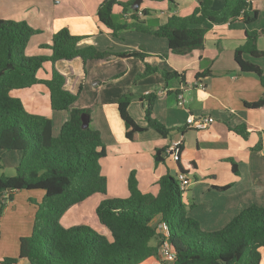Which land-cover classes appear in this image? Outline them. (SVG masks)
<instances>
[{
	"label": "crops",
	"instance_id": "1",
	"mask_svg": "<svg viewBox=\"0 0 264 264\" xmlns=\"http://www.w3.org/2000/svg\"><path fill=\"white\" fill-rule=\"evenodd\" d=\"M102 1L0 0V19L23 20L37 31L28 40L27 55H49L50 48L42 45L50 44L52 34L63 27L80 36L79 47L92 45L108 52L101 62L83 64L75 58L56 64L67 75V88L76 90L82 83L71 107L86 109L89 127L100 134L106 152L100 161L101 173L107 180L105 194L95 193L72 205L60 217V224L64 227L85 224L89 219L88 207L92 208L91 212L104 198L127 197L131 172L141 192L156 195L158 179L165 174L176 177L177 167L171 154L155 164L154 151L169 147L180 135L185 147L183 161L195 165L188 176L183 201L187 205L193 202L188 215L198 221L202 230L222 228L251 204L264 207V107L244 105V102L259 100L264 87L255 74L241 72L234 60V51L244 43L246 30L258 32L255 43L259 50H264V0H246L248 8L257 11V18L249 23H245L243 16L226 23H205L203 47L187 54L171 52L165 37L146 31L131 28L113 35L97 17ZM196 5V0H141L136 10L132 4L126 10L114 5L112 14L115 21L132 22L134 13L144 26L154 29L172 14L191 13ZM223 5L224 0H212L213 9L218 10ZM129 51L148 54L146 61L156 71L138 76L145 69V61L115 54ZM242 57L258 65L264 73V56L255 58L245 53ZM50 67V63L45 62L37 71V77L48 78ZM205 69L210 70L209 75L195 78L197 72ZM164 70H175L183 77L166 80L161 74ZM151 92L157 96L152 116L172 131L163 137L148 127L129 140L117 109L118 98L126 93L134 94L128 112L139 125L146 126L144 102L138 96ZM178 93L183 95V103H178ZM11 94L21 99L28 112L49 116L54 134L69 116L68 110H51L49 91L43 83L12 90ZM53 113H62L59 123H55ZM202 114L214 119L207 128L186 127L189 115ZM240 125L248 130L245 136L235 131ZM5 152L12 153L16 165L20 153L0 151V158ZM43 193L42 190H20L5 194L9 198L4 200L0 214V260L18 256L19 239L31 234L37 209L34 202H39ZM93 223L96 230L110 237V232L98 220ZM151 244H159V241L152 239ZM158 251L138 264H172L163 260ZM261 254L260 264H264V249ZM16 264L29 263L21 258Z\"/></svg>",
	"mask_w": 264,
	"mask_h": 264
},
{
	"label": "trees",
	"instance_id": "2",
	"mask_svg": "<svg viewBox=\"0 0 264 264\" xmlns=\"http://www.w3.org/2000/svg\"><path fill=\"white\" fill-rule=\"evenodd\" d=\"M132 2L103 0L98 6L97 17L113 35L131 28L146 31L165 37L170 51L179 54L203 47L205 23H226L239 16L249 23L257 18V11L250 10L246 0H224L218 10L213 9L212 0H196L197 5L191 13L172 14L154 29L144 26L134 13L132 22L115 21L113 6L120 5L126 10ZM36 32L26 21L0 19V151L20 153L15 175L0 174V214L4 200L9 198L5 194L20 190L44 192L42 199L34 202L37 209L32 232L20 237L18 256L4 257L0 262L16 264L24 258L29 264H138L156 254L160 242L166 237L174 254L172 264H260L261 249H264V207L251 204L222 228L202 230L198 221L188 215L193 202L185 204L179 179L171 174L158 179L159 191L153 195L139 190L134 172H131L127 180V197L104 198L96 205L95 216L110 232V237L86 224L69 227L60 224V217L69 207L95 193L105 194L107 180L101 173L100 161L106 152L100 134L89 125L82 127L81 116L88 115L86 109L71 107L80 94L82 83L76 90L67 88V75L56 64L75 58L83 64L101 62L108 52L92 45L79 47L80 36L63 27L52 34L50 44L42 45L50 48L49 55H27L26 45ZM257 35V31H245L246 39L235 49L234 60L241 72L255 74L264 87L262 69L242 57L245 53L255 58L264 56V50L256 46ZM115 54L135 56L145 61V69L138 76L156 71L146 61L149 55L145 52ZM45 62L51 65L50 76L41 79L37 77V71ZM161 74L166 80L183 77L175 70H164ZM209 74L210 70L205 69L197 72L195 78ZM37 83L48 88L52 111H69L57 134L53 132L49 116L28 112L21 99L11 94L12 90ZM133 96L126 93L117 101L126 138L133 140L137 133L148 127L166 137L172 130L152 116L156 93L138 96L144 102L146 126L139 125L128 112ZM244 105L264 107V94L259 100L244 102ZM235 131L243 136L248 132L244 125ZM167 148L155 149V164L170 154ZM184 151L181 142L175 164L177 175L188 179L195 165L183 161ZM233 171H236L234 165ZM159 223L164 224L165 233L159 231ZM152 239H157L159 244H151Z\"/></svg>",
	"mask_w": 264,
	"mask_h": 264
},
{
	"label": "built area",
	"instance_id": "3",
	"mask_svg": "<svg viewBox=\"0 0 264 264\" xmlns=\"http://www.w3.org/2000/svg\"><path fill=\"white\" fill-rule=\"evenodd\" d=\"M177 100L178 103H183V95L182 94H177ZM214 121L213 117L209 116V115H199V116H193V115H189L186 118V122L185 125L186 127H190L193 129H205L207 128L212 122ZM182 142V136L180 135V137L174 141L171 142L170 146L167 148V151L171 154V156L174 158H176L177 153H178V148L179 145ZM177 178L181 181V183H179V187L180 189L183 191L185 190V186L188 183V179L184 178L182 175H177ZM182 193V194H183ZM5 197H7V195H5ZM158 229L159 231H161V233H165V227L163 223H159L158 224ZM158 253L159 256L165 260V261H172L174 258V254L170 248L169 242L167 240V238L165 237L159 244V248H158Z\"/></svg>",
	"mask_w": 264,
	"mask_h": 264
},
{
	"label": "rangeland",
	"instance_id": "4",
	"mask_svg": "<svg viewBox=\"0 0 264 264\" xmlns=\"http://www.w3.org/2000/svg\"><path fill=\"white\" fill-rule=\"evenodd\" d=\"M53 118H55V123H59L60 118L62 117V113H58V114H54L53 113ZM15 162H14V157L12 155L11 152H5L0 160V174H4L6 176H12L15 175L16 171H15ZM179 183H181V181L179 180ZM34 198V197H33ZM92 201L89 202V204H91ZM186 204V203H185ZM92 208L88 207V222L85 223L86 225H88L89 227L95 229L96 226L93 222H95L96 216L94 213V209L90 212Z\"/></svg>",
	"mask_w": 264,
	"mask_h": 264
},
{
	"label": "water",
	"instance_id": "5",
	"mask_svg": "<svg viewBox=\"0 0 264 264\" xmlns=\"http://www.w3.org/2000/svg\"><path fill=\"white\" fill-rule=\"evenodd\" d=\"M140 2H141V0H134L131 7L136 10L138 8ZM81 122H82V127H87L89 125V115L83 114L81 116Z\"/></svg>",
	"mask_w": 264,
	"mask_h": 264
}]
</instances>
